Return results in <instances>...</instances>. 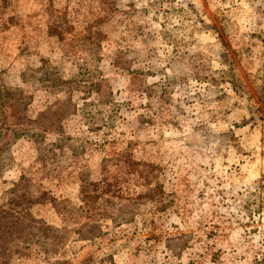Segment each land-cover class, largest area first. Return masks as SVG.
Listing matches in <instances>:
<instances>
[{
  "label": "rangeland",
  "instance_id": "rangeland-1",
  "mask_svg": "<svg viewBox=\"0 0 264 264\" xmlns=\"http://www.w3.org/2000/svg\"><path fill=\"white\" fill-rule=\"evenodd\" d=\"M1 209L5 264H264V0H0Z\"/></svg>",
  "mask_w": 264,
  "mask_h": 264
},
{
  "label": "trees",
  "instance_id": "trees-1",
  "mask_svg": "<svg viewBox=\"0 0 264 264\" xmlns=\"http://www.w3.org/2000/svg\"><path fill=\"white\" fill-rule=\"evenodd\" d=\"M4 215L9 216L10 221H9V223H7L6 225H5L4 222H1V223H0V225L2 226V227L0 228V233H1V232H6V231H7V228H6V227L11 226V225H13V224H16V223H18V222H20V223L18 224V226L22 225V223H21L22 221H20V216L16 215L15 213H12V212H7V213H6V212L3 211V209H1V210H0V217H2V216H4ZM20 228H21L23 231H25L24 228H22V227H20ZM0 238H1V236H0ZM1 255L3 256V254L0 253V256H1ZM6 260H8V259H6V257L3 256L1 264H5V263H6Z\"/></svg>",
  "mask_w": 264,
  "mask_h": 264
}]
</instances>
